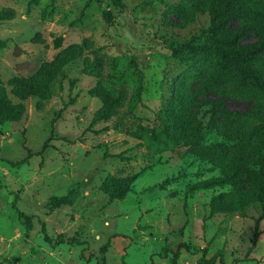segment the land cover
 <instances>
[{
  "label": "rangeland",
  "instance_id": "374dc122",
  "mask_svg": "<svg viewBox=\"0 0 264 264\" xmlns=\"http://www.w3.org/2000/svg\"><path fill=\"white\" fill-rule=\"evenodd\" d=\"M123 1L0 0V264H264V203L240 184L264 139L239 133L264 127V93L199 49L220 1L264 0Z\"/></svg>",
  "mask_w": 264,
  "mask_h": 264
},
{
  "label": "trees",
  "instance_id": "16d2710c",
  "mask_svg": "<svg viewBox=\"0 0 264 264\" xmlns=\"http://www.w3.org/2000/svg\"><path fill=\"white\" fill-rule=\"evenodd\" d=\"M111 4L119 9L125 7L123 0H109ZM222 4V5H220ZM225 6V10L212 9L210 12L211 26L208 30V37L204 43L200 46V53L209 60L216 61V67L220 73H223L230 77L232 80L241 82L246 87L257 89L264 93V74L260 70L259 66L264 61V37L258 36L256 40L251 43H246L252 34L258 32L262 34L263 29L261 23L252 24L249 21L252 20L253 15L260 14L264 17V4L260 2H251L249 4L251 12L248 14L243 12V9L239 8L236 4H224V1H220L218 7ZM108 14H105V17ZM234 23H236L234 25ZM60 47V45H58ZM220 90H225V83L217 81ZM14 87L13 84H10ZM219 105L221 103H218ZM12 104L7 98V90L3 83L0 82V120L5 118H11L13 116ZM221 108L215 109L216 113H219ZM224 111L221 114L225 117ZM254 111L248 112L246 116L254 118ZM186 126L190 129L194 126L190 121H186ZM244 138H261L264 139V127L253 128L251 131H239ZM167 139H174L179 137L178 132L173 136L171 133L163 134ZM192 147H196V144L188 143ZM249 165L243 167L245 173V180L242 184L244 187L243 192L250 196L257 197L264 203V169L259 172H254ZM233 175H224L220 179H211L205 181L202 186L210 188L213 185L222 184L233 185ZM238 181V180H237ZM233 182V183H232ZM221 186V185H220ZM248 186V188H246ZM226 195H219L212 198L211 203L214 208L221 210H233L235 206L245 204L246 200L240 199L237 201L230 200ZM111 199L116 198L111 195Z\"/></svg>",
  "mask_w": 264,
  "mask_h": 264
}]
</instances>
